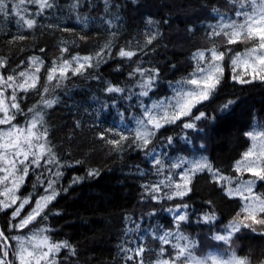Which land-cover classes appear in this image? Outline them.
Listing matches in <instances>:
<instances>
[{"label": "trees", "instance_id": "16d2710c", "mask_svg": "<svg viewBox=\"0 0 264 264\" xmlns=\"http://www.w3.org/2000/svg\"><path fill=\"white\" fill-rule=\"evenodd\" d=\"M74 3L76 8L72 7ZM29 8L35 11L33 5ZM235 10L229 0H107V3L105 0H55L53 8L36 17L37 24L31 30L18 29L15 17L7 20L0 15V57L8 61L7 68L0 69V73L11 74L18 65L24 70L32 56H40L45 61L38 88L27 94L19 93L23 113L17 115L16 121L20 125L31 119L29 108L42 107L47 67L60 57L62 47L69 49L65 57L70 59L73 55L94 57L105 44L112 45L110 53L94 61V66L83 75L69 73L60 87H52L49 93L43 94L44 99L57 101L43 112L48 141L61 162L63 173L56 185L59 195L45 209L47 218H38L27 228L14 230L10 227L14 223L13 209H7L0 211V230L12 237L48 229L45 234L53 241L66 240L75 249V255H70L69 249H62L57 255V264H136V261H127L126 253L121 251L138 240L131 226L149 227L160 223L174 229L173 218L166 211L184 203L189 205L190 220L181 224L180 231L195 242L196 256L207 257L214 249L225 256L235 252L237 256L249 258L251 264H262L264 226H255V232L241 228L230 244L212 239L215 233H224L225 226L239 211L241 201L227 196L210 173H196L190 184L191 191L182 200L155 201L145 195L142 185L155 183L161 177L156 175L144 152L132 144L131 138L119 151L100 139V133L106 129H132L134 118L142 114L140 102L151 105L172 94L170 84L192 71L193 53L212 46L208 38L211 23L217 22L221 15L238 19ZM149 20L153 23L149 24ZM153 33L157 34L156 39L146 45V35ZM20 34L25 39L12 40ZM222 40V37L215 38L221 49L231 47L234 52H243L251 47L243 43L229 46ZM121 48H130L137 54L131 60L122 58L118 55ZM234 52L225 58L224 78L215 97L200 107L208 118L197 121L196 129L167 125L149 146L157 153H166L162 157L166 163L182 155H205L222 174L237 175L234 164L251 146V139L245 133L256 124L264 129V81L235 82L230 62ZM137 65L157 69L158 77L147 97L132 95L129 100L125 97L140 92V78L129 76ZM109 84L127 91L107 93ZM228 100L234 103L221 111L220 106ZM113 101L117 107H112ZM106 136L119 139L114 133ZM169 136L173 137L171 145L167 144ZM90 170H96L98 175L89 176ZM74 177L82 179L72 183ZM35 183L34 172L26 178L18 195L23 198L29 193H42V188H33ZM254 191L264 194V181H257ZM30 208L26 205L24 213ZM204 213H214L216 220L211 224L198 222ZM144 236L152 246L145 252L146 264H150L157 258L160 243L148 232ZM10 243L15 247V241ZM165 247L172 253L170 245Z\"/></svg>", "mask_w": 264, "mask_h": 264}, {"label": "snow or ice", "instance_id": "6c2138e0", "mask_svg": "<svg viewBox=\"0 0 264 264\" xmlns=\"http://www.w3.org/2000/svg\"><path fill=\"white\" fill-rule=\"evenodd\" d=\"M229 3L235 7V16L238 19L221 15L215 24L209 26L211 30L208 32V38L212 41V46L198 49L193 53L192 71L175 84H170L173 94L153 101L151 105L140 102L142 114L134 118V128L106 129L105 133H100V139L105 140L116 151L121 150L122 145L131 138L132 144L149 158L156 175L163 177L155 183L142 185L145 195L152 200L158 201L162 198L182 200L191 191L193 176L203 171L211 174V179L224 189L227 196L239 198L241 206L236 216L225 226L223 234L215 233L212 237L225 244H230L233 235L241 228H250L255 232L257 231L255 226H264V194H257L254 191L257 181H264V129L245 133L252 144L235 162L234 171L237 174L235 177L224 176L206 157L192 160L181 157L166 163L162 157L167 154L157 153L154 147L149 146L153 144L160 130L167 125L180 124L184 129H196L197 121L208 118L207 113L201 111L200 107L215 97L224 78L225 58L234 52L231 47L221 49L215 38L222 37V43L229 46L238 43L251 44V47H246L243 52L237 51L230 56L232 79L235 82L247 84L257 79L264 81V0H229ZM29 5L35 7L34 12L29 9ZM54 6L55 0H0V15L7 20L15 17L18 29L31 30L37 24L36 17L43 16L47 9ZM72 7L76 8L77 4L74 3ZM148 23L152 24L153 21L149 20ZM156 35V33L146 35L145 44H151ZM17 39L23 40L25 36L20 34L12 37V40ZM111 47L109 42L94 57L73 55L70 59L65 57L69 49L66 46L62 47L60 57L54 59L51 66L47 67V83L41 93L42 107L37 108V105H33L29 108L28 112L32 113L31 119L26 120L23 125L16 121L17 115L23 113L20 103L22 97L19 93L27 94L38 88L45 61L40 56H32L24 70H20L18 65L17 70L11 74L0 73V211L14 209L11 213L12 221L20 217L18 223H10L12 229L23 230L38 218L46 219L45 209L59 195L56 185L63 175L60 171L62 165L49 144L43 112L44 108H51L57 101L44 99L43 94L49 93L52 87H60L62 82L68 79L69 73L73 76L83 75L87 69L94 66V61L98 62L104 55L109 54ZM40 51L44 52L45 49ZM136 54V51L130 48H121L118 53L120 57L128 60ZM7 63L6 58L0 57V69H6ZM24 63L21 61V64ZM129 76L140 78L138 82L140 92L125 98L130 100L132 95L147 97L158 77V70L145 69L137 65ZM105 91L123 94L127 90L109 84ZM233 103V100H228L220 106V110L229 109ZM112 107H117L115 101ZM120 116L123 122L124 113L121 112ZM106 133H114L119 139H109ZM172 143L173 137H167V144ZM177 169H180L178 173ZM34 172L36 183L33 184V188L40 187L43 192L29 193L28 196L21 198L18 193L26 178ZM245 173L250 174L253 179H241ZM88 175L95 176L98 172L90 170ZM177 175L179 180L175 179ZM81 179L82 177H74L72 183H78ZM164 189L169 191L165 192ZM26 205L31 207V211L26 216H21ZM188 209L189 205L184 203L167 209L173 215L175 230L164 229L162 232L152 233V238L159 241L160 249L157 259L150 264H251L249 258L237 256L235 252L224 258L216 255L196 256L195 242L180 231L181 224L190 220ZM215 220L214 213H204L198 218V222L205 224H211ZM47 231L48 229H40L28 236L9 237L0 230V264H57V255L62 249H69L70 255H75V249L68 241H53L45 234ZM10 241H16L15 247ZM168 245L173 249V253H168L165 247ZM121 251L126 253L127 261L144 264L143 256L147 249L142 239L135 249L122 248ZM129 252L132 254L128 255ZM10 256H14V259Z\"/></svg>", "mask_w": 264, "mask_h": 264}, {"label": "rangeland", "instance_id": "374dc122", "mask_svg": "<svg viewBox=\"0 0 264 264\" xmlns=\"http://www.w3.org/2000/svg\"><path fill=\"white\" fill-rule=\"evenodd\" d=\"M29 7V6H28ZM31 11H32V9L31 8H29ZM216 22H214V23H211V25H213V24H215ZM173 94V93H172ZM172 94H170L169 96H171ZM135 127V121H134V124L132 125V128H134ZM254 129V128H253ZM251 130L250 132H252V131H254V130H256V131H259V130H262L261 128H259V127H256L254 130ZM201 157H205V156H200V157H186V156H183L182 158H185V159H188V160H192V159H199V158H201ZM179 158H181V157H179ZM178 158V159H179ZM180 171V169H177L176 170V172L178 173ZM224 176H230V175H224ZM232 176V175H231ZM232 177H235V176H232ZM163 177H161L160 179H162ZM175 179L176 180H179V175H177L176 177H175ZM241 179H244V180H248V179H253V177H251L250 176V174L249 175H243L242 177H241ZM164 191L165 192H167V191H169L168 189H164ZM162 195V194H161ZM34 206V205H33ZM31 211V209L30 210H28L27 212H25L24 213V210L22 211V213H21V216H26L27 214H28V212H30ZM167 214H169V215H171V217L173 218V215H172V213H170V212H168L167 211ZM19 219H20V217H18L17 218V220L15 221V223H18L19 222ZM158 227V228H157ZM131 229L133 230V231H136L137 232V235H138V241H136L135 243H134V246L133 247H131L130 249H135L136 247H137V245L140 243V241H141V239L146 243V245H145V243H144V245H145V247H146V249H147V251L148 250H150L151 249V242L150 241H145V236H144V233H146V232H148V233H150V234H152L153 232H162L164 229H169V228H166L165 226H163V224H160V223H158V224H156V225H151V226H145V225H143L142 226V224H139V225H132L131 226ZM172 230H175V229H172ZM183 233V232H182ZM184 234V233H183ZM185 236H187V237H189L187 234H184ZM18 236H20V235H18ZM24 236H26V235H24ZM140 240V241H139ZM158 241V240H157ZM15 245H16V241H15ZM170 248H171V246H170ZM171 250H172V253H173V249L171 248ZM132 253L131 252H129L128 253V255H131ZM209 255H216V256H218V257H221V258H224V257H226L225 255L226 254H224V253H222V252H220V251H217V250H214V249H212L210 252H209V254H208V256ZM157 259V258H156ZM155 259V260H156ZM143 260H144V264H146V262H147V259H146V257H145V253H144V256H143ZM136 264H137V261H136Z\"/></svg>", "mask_w": 264, "mask_h": 264}]
</instances>
